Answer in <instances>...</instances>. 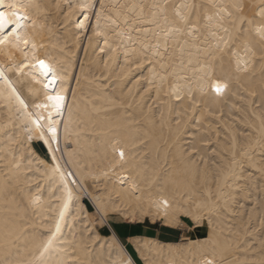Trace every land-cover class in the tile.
Returning a JSON list of instances; mask_svg holds the SVG:
<instances>
[{"label":"bare ground","instance_id":"1","mask_svg":"<svg viewBox=\"0 0 264 264\" xmlns=\"http://www.w3.org/2000/svg\"><path fill=\"white\" fill-rule=\"evenodd\" d=\"M6 4L0 264H264V0Z\"/></svg>","mask_w":264,"mask_h":264},{"label":"crops","instance_id":"2","mask_svg":"<svg viewBox=\"0 0 264 264\" xmlns=\"http://www.w3.org/2000/svg\"><path fill=\"white\" fill-rule=\"evenodd\" d=\"M182 216L183 224L179 227L166 226L164 224H147L144 222L128 223L117 221L118 224L124 226L123 232L120 234L116 228H114L116 234L121 241L129 243V238L135 235H152L164 240H183L185 234L189 231V226L192 220L188 217Z\"/></svg>","mask_w":264,"mask_h":264},{"label":"snow or ice","instance_id":"3","mask_svg":"<svg viewBox=\"0 0 264 264\" xmlns=\"http://www.w3.org/2000/svg\"><path fill=\"white\" fill-rule=\"evenodd\" d=\"M2 5H3V0H0V6H2ZM6 25H12V28H11L12 31H14L15 28L20 26L18 21L15 24H13L12 21L6 20L5 13L3 11H0V31H3L5 29V27H6ZM40 65H41L42 68H44L46 73L49 71L47 66L44 64V61H40ZM225 87H226V85L217 84L215 86L214 90L217 93H221L224 90ZM57 99H61V98L58 97ZM120 154H121V156H123V152H121Z\"/></svg>","mask_w":264,"mask_h":264},{"label":"rangeland","instance_id":"4","mask_svg":"<svg viewBox=\"0 0 264 264\" xmlns=\"http://www.w3.org/2000/svg\"><path fill=\"white\" fill-rule=\"evenodd\" d=\"M109 221H110V223L116 228V230H117L120 234L123 232V230H124V226L118 224V223H117V220L115 221V220H113V219H109ZM144 223H147V224H161V225H162V223H160V222L151 223L148 219H146V220L144 221ZM182 224H183V223H182ZM190 233H191V230H190V228H189V231H188V233L185 234V238H184V239H187V238L190 236ZM184 239H183V240H184ZM124 243H125V242H124ZM125 244H126V246L130 249L131 253L134 255V257L136 258L137 262H138L139 264H143L142 261H140V259L137 257L136 252H135V250L132 248V246L129 245V244H127V243H125Z\"/></svg>","mask_w":264,"mask_h":264},{"label":"trees","instance_id":"5","mask_svg":"<svg viewBox=\"0 0 264 264\" xmlns=\"http://www.w3.org/2000/svg\"><path fill=\"white\" fill-rule=\"evenodd\" d=\"M150 236H152V235H150ZM123 242V241H122ZM124 243V242H123ZM125 244V243H124ZM128 248V247H127ZM129 249V248H128ZM129 251H130V249H129ZM131 252V251H130ZM133 255V254H132ZM134 256V255H133ZM135 258V257H134ZM136 260V259H135ZM141 261V260H140ZM136 262H137V260H136ZM138 263V262H137ZM139 264V263H138Z\"/></svg>","mask_w":264,"mask_h":264},{"label":"built area","instance_id":"6","mask_svg":"<svg viewBox=\"0 0 264 264\" xmlns=\"http://www.w3.org/2000/svg\"><path fill=\"white\" fill-rule=\"evenodd\" d=\"M111 224V223H110ZM111 226H112V224H111Z\"/></svg>","mask_w":264,"mask_h":264}]
</instances>
